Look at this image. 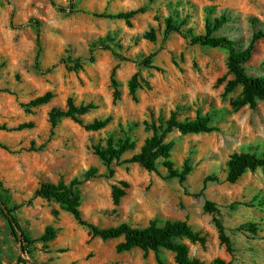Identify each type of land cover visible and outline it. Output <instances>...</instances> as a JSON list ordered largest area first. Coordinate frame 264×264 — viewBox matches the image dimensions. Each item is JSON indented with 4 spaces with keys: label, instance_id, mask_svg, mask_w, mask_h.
Wrapping results in <instances>:
<instances>
[{
    "label": "rangeland",
    "instance_id": "374dc122",
    "mask_svg": "<svg viewBox=\"0 0 264 264\" xmlns=\"http://www.w3.org/2000/svg\"><path fill=\"white\" fill-rule=\"evenodd\" d=\"M139 7L144 10L129 23L104 16ZM221 14L227 20L213 34L227 36L237 49L264 31V0H0V125L6 127L0 129V143L7 147L0 146L2 193L10 206L19 205L14 213L33 239L48 227L55 230L52 239L33 242L31 254H23L0 213L1 264H24L19 257L28 264H178L174 252L164 248L157 253L138 247L117 251L122 237L92 235L59 203L33 197L40 181L68 184L91 167L96 176L79 185V209L89 222L144 227L150 220L158 225L184 220L202 238L177 239L186 244L190 257L206 263L222 258L230 264H264V166L247 169L235 182L226 179L232 152L264 156V100L257 99L254 107L239 105L242 85L225 91L232 79L228 51L189 43L190 35L205 32L207 18ZM167 17L182 22L181 32L164 33ZM152 31L151 39L146 34ZM150 54L149 65L139 63ZM77 57L84 59L80 69H68L62 62ZM244 67L248 75L264 76V37ZM45 94L51 95L48 101L32 103ZM69 98L76 105H93L82 115L84 123L108 118L105 126L87 130L66 117L52 126L48 112L65 108ZM171 111L180 119L206 116L216 127L168 134L174 140L169 157L173 168L181 170L185 163L191 167L184 182L167 177L163 159L156 171L121 162L113 164L109 175L92 146L129 136L133 147L121 156L127 159L152 134L147 123L158 124ZM114 184L124 189L118 203L112 199ZM202 188L203 194H196ZM205 199L216 204L233 253L220 241L213 213L203 208ZM241 224H253L255 232L233 230Z\"/></svg>",
    "mask_w": 264,
    "mask_h": 264
},
{
    "label": "trees",
    "instance_id": "16d2710c",
    "mask_svg": "<svg viewBox=\"0 0 264 264\" xmlns=\"http://www.w3.org/2000/svg\"><path fill=\"white\" fill-rule=\"evenodd\" d=\"M53 6L61 12L65 11V7L56 3ZM144 7L129 10L126 12H117L114 14H104V16L124 19L129 23L130 18L138 12H142ZM227 20L224 14L217 17L205 20V32L202 34H192L189 36V43L207 45L212 47H222L228 51L227 56V72L232 75V79L228 80L225 86V91H231L237 84L242 85L241 99L238 102L241 104H249L254 107L257 99L264 100V76L263 75H248L245 71L244 63L247 62L253 53L255 43L264 37V31H258L253 34L250 43L243 49H237L234 42L227 36H216L213 31L225 23ZM35 25H39L37 20H31ZM182 22H177L172 17L165 19L164 33L167 34L172 31L181 32ZM148 38H154L153 31L146 34ZM37 55L40 53V39L39 32L36 33ZM104 48H109L108 45L103 44ZM152 54L146 56L139 61L140 64L149 65L151 62ZM92 50L88 60H92ZM83 58L77 57L75 59H65L62 62L66 68L77 70L83 66ZM136 87V77L130 81L131 93L134 94ZM51 97L50 94H45L33 100V104L48 101ZM93 107L92 104L76 105L71 98L68 99L65 108L52 107L48 112V120L52 126L61 118H70L81 124L87 130H98L105 126L108 121L106 119L95 118L91 122L84 123L82 115L88 112ZM4 125H0V129H5ZM147 129L151 130L152 134L148 136L141 145L138 152L133 153L129 158L121 160V156L126 151L133 147L134 142L129 136L124 139L114 141L108 138L107 144L93 145L94 153L103 161L108 168V174L113 172V164L121 162L137 163L147 171H156L159 159H163L162 163L167 168L168 178L176 177L180 183L185 180L186 174L191 170L188 164H184L181 170L174 169L173 163L170 160V153L174 146L173 139H167L168 134L173 131H178L180 134L211 132L216 130V127L209 124L206 116L197 114L193 119L178 117L176 111H171L169 117L163 119L159 117L158 124L155 121L147 123ZM0 146L7 149L5 145L0 143ZM227 176L229 182H235L247 169L253 170L257 167L264 166V156H259L251 151H234L229 155L227 160ZM97 169L94 167L89 168L82 175V178H74L68 184L62 181L52 182L49 180L40 181L38 186L33 192V197H40L46 200H53L61 206L62 209L69 212L74 219L81 225L88 228L92 235L99 236L101 239H111L122 237V240L117 243V251H128L132 248H141L144 251L158 252L161 248L171 250L174 252V260L178 264H230V261H225L222 258H216L208 263L199 260L195 257H190L188 248L185 243L177 240L178 238L185 237L191 241H201L202 238L198 232L193 230L191 225L184 220H167L162 225H158L156 220H150L148 225L144 227L132 226L127 222L119 224L99 227L83 217L79 209L81 195L79 185L96 176ZM209 180L206 177L204 182ZM123 186L125 182H121ZM112 199L114 203H118L121 196L124 194V189L116 184L112 185ZM196 194H203V188ZM8 199L2 193V183L0 181V213L7 221L12 235L20 243V248L23 254H31V244L37 240L48 241L55 235V230L48 227L44 234L38 239H33L21 227L18 218L15 215V210L19 205L8 204ZM238 203H233L234 207ZM203 208L205 211L213 213V221L218 229L220 241L225 245L229 253L235 251L230 236L227 234L226 229L220 219L218 218V208L216 204L205 199ZM234 231H250L255 232L253 224H241L233 229ZM19 260L24 264H28L29 260L24 257H19ZM1 264V263H0Z\"/></svg>",
    "mask_w": 264,
    "mask_h": 264
}]
</instances>
